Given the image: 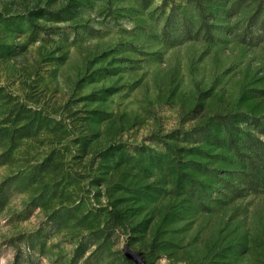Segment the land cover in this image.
Here are the masks:
<instances>
[{
  "label": "rangeland",
  "instance_id": "1",
  "mask_svg": "<svg viewBox=\"0 0 264 264\" xmlns=\"http://www.w3.org/2000/svg\"><path fill=\"white\" fill-rule=\"evenodd\" d=\"M0 264H264V0H0Z\"/></svg>",
  "mask_w": 264,
  "mask_h": 264
}]
</instances>
